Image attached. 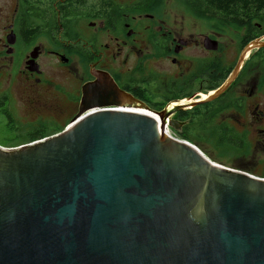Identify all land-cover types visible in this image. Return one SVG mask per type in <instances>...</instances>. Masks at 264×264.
Returning a JSON list of instances; mask_svg holds the SVG:
<instances>
[{
    "label": "water",
    "instance_id": "1",
    "mask_svg": "<svg viewBox=\"0 0 264 264\" xmlns=\"http://www.w3.org/2000/svg\"><path fill=\"white\" fill-rule=\"evenodd\" d=\"M89 88L62 133L0 147V264H264V180L179 141V108Z\"/></svg>",
    "mask_w": 264,
    "mask_h": 264
},
{
    "label": "flooded vegetation",
    "instance_id": "2",
    "mask_svg": "<svg viewBox=\"0 0 264 264\" xmlns=\"http://www.w3.org/2000/svg\"><path fill=\"white\" fill-rule=\"evenodd\" d=\"M28 1L9 3L10 24L0 40L6 55L14 59L13 70L24 65L18 79L22 91L0 96V114L14 136L7 147L22 141L5 149L62 133L78 116L83 90L90 87L89 104L105 97L102 102L143 104L156 112L179 108L170 116V129L184 138L201 137L191 129L196 124L202 130L211 125L209 132L221 141L242 136L247 153L255 158L252 168L264 169V73L259 70H264V48L247 50L264 35L256 36L250 26L203 15L195 5L188 6L187 13L198 22L187 26L153 20L149 11L157 5L155 0H83L82 4L33 0L44 12H55L44 15L43 10L29 8ZM202 18L204 26L199 23ZM228 30L235 35L225 45L222 39ZM43 33L52 35L49 47L38 43ZM226 48L238 54L229 66L223 64ZM247 58L258 65L244 72ZM2 60L0 53L1 66H7ZM46 61L54 66L48 67ZM14 106L36 115L34 121H24L26 127L18 134L12 126L17 118L11 111ZM253 175L264 180V174Z\"/></svg>",
    "mask_w": 264,
    "mask_h": 264
},
{
    "label": "rangeland",
    "instance_id": "3",
    "mask_svg": "<svg viewBox=\"0 0 264 264\" xmlns=\"http://www.w3.org/2000/svg\"><path fill=\"white\" fill-rule=\"evenodd\" d=\"M12 0H0V40L3 38L4 31L3 28L8 26L10 24V20L8 18L11 15V9H9V3ZM122 2H127L129 0H121ZM155 3H157L156 6H153V8L149 11L150 15H153V20L155 21H181L185 22L188 26L190 22L198 20L196 18H191V16L187 13V7L192 6L191 0H155ZM139 16V15H137ZM142 20H145L146 15L141 16ZM205 19L199 20L200 25L204 26ZM202 21V22H201ZM225 28V27H224ZM227 29V28H225ZM234 30H237L236 27H233ZM53 34V33H52ZM48 35V36H47ZM232 35H235L231 32V30H228L227 35H223L224 38L222 39V42L227 45L229 43V38L233 37ZM52 35L50 34H42L38 40V43H44L47 47H49V40ZM263 41V40H262ZM0 53L2 57L3 64L7 66H1L0 64V96H3L4 92H10V90H15V92L21 90V83L19 82V78L21 77V71L24 69V65H22V69H19V66L17 65L16 69L13 70L14 67V59L13 57L10 58L8 55H6L5 51L1 48L0 44ZM238 57V54L234 50H230L229 48H226L225 52L223 53V64L225 66H229L231 64H234L236 58ZM35 60L36 58L33 57ZM77 59H75L76 61ZM251 59L247 58L246 62L243 65L244 72L252 71L253 68H255L258 64L256 61H251ZM46 65L48 67H53L54 64L52 62L46 61ZM75 66H77L75 64ZM27 67H30V64L27 63ZM21 70V71H20ZM261 74L264 73L263 68L260 69ZM254 73V72H253ZM251 74V73H250ZM264 75H261L263 77ZM14 79V80H13ZM1 100V97H0ZM26 105H24L25 107ZM11 111L14 113V115L17 117L15 123H12V126H16V132H21V129H24L26 126L23 124L24 121L30 122L34 121L36 115L31 113L29 109L22 110L21 107H16L11 109ZM24 118L21 119L20 117ZM6 120L4 119L3 115L0 114V146L4 148H13L16 146H19L22 141L17 142L16 146L7 147L10 143V140L13 136L12 132H9L8 125L5 124ZM201 124V123H200ZM11 125V123H10ZM199 124H196V127H191L192 130L197 129L200 136H196L195 134L189 135V137L184 138L178 135L177 133L173 132L171 129H169V132L174 135L175 137H179L181 139H187L186 142L192 144L195 146L199 151H201L212 163L222 166L227 169L242 171L245 173H248L252 175L253 177H257L256 175L264 174V169H261L260 167L254 169L252 168L253 160L255 158H252L251 154L247 153L246 147L243 146L244 141L242 140V136H239V138H233V140H223L217 139V135L215 132L212 134L209 132L211 130V125L208 126L205 130H202L201 127L198 126ZM18 128V129H17ZM242 145V147H241ZM241 148H240V147ZM259 158V157H257ZM253 173V174H252Z\"/></svg>",
    "mask_w": 264,
    "mask_h": 264
},
{
    "label": "trees",
    "instance_id": "4",
    "mask_svg": "<svg viewBox=\"0 0 264 264\" xmlns=\"http://www.w3.org/2000/svg\"><path fill=\"white\" fill-rule=\"evenodd\" d=\"M28 2L29 8L43 10L38 7L42 6L38 3L39 1L37 3L33 0ZM82 3L83 0H81ZM49 4L47 2V5ZM191 5L200 8L203 15H215L218 21L250 26L249 30L252 29L256 36L264 35V0H191ZM44 14H55V12H44L43 10L41 15ZM62 15L68 16L65 12H62ZM255 24L260 25V28L258 29Z\"/></svg>",
    "mask_w": 264,
    "mask_h": 264
},
{
    "label": "bare ground",
    "instance_id": "5",
    "mask_svg": "<svg viewBox=\"0 0 264 264\" xmlns=\"http://www.w3.org/2000/svg\"><path fill=\"white\" fill-rule=\"evenodd\" d=\"M263 42H264V39H263V41H261V40L260 41H257L255 44H252L247 50H249L250 48L255 47L258 44L263 43ZM245 54H246V56H248V54H250V52L247 51ZM243 60L241 61V65L243 63ZM185 103H187V102H185ZM133 111L139 112V113H144V114H150L151 116H154L155 117V115L153 113L149 112V111H144V110H140V109L139 110L138 109H133Z\"/></svg>",
    "mask_w": 264,
    "mask_h": 264
},
{
    "label": "built area",
    "instance_id": "6",
    "mask_svg": "<svg viewBox=\"0 0 264 264\" xmlns=\"http://www.w3.org/2000/svg\"><path fill=\"white\" fill-rule=\"evenodd\" d=\"M169 131V130H168ZM177 138V137H176ZM178 139V138H177ZM180 141V139H178Z\"/></svg>",
    "mask_w": 264,
    "mask_h": 264
}]
</instances>
